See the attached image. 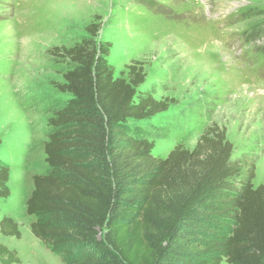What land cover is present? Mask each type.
Masks as SVG:
<instances>
[{
  "label": "trees",
  "instance_id": "obj_1",
  "mask_svg": "<svg viewBox=\"0 0 264 264\" xmlns=\"http://www.w3.org/2000/svg\"><path fill=\"white\" fill-rule=\"evenodd\" d=\"M99 28L93 20L80 41L49 50L72 65L55 83L70 99L48 118L49 170L32 176L25 202L31 234L64 264H264V183L253 186L254 166L232 159L216 123L192 148L155 156L154 142L127 123L176 101L138 89L146 77L138 62L127 78L116 75ZM9 177L0 158V206L12 194ZM0 233L21 236L9 216ZM19 262L0 244V264Z\"/></svg>",
  "mask_w": 264,
  "mask_h": 264
},
{
  "label": "rangeland",
  "instance_id": "obj_2",
  "mask_svg": "<svg viewBox=\"0 0 264 264\" xmlns=\"http://www.w3.org/2000/svg\"><path fill=\"white\" fill-rule=\"evenodd\" d=\"M93 20L116 75L127 78L138 62L146 73L138 89L176 101L127 123L154 142L155 156L192 148L216 123L232 159L254 166L253 186L264 183V0H0V158L12 193L0 219L12 217L21 232L0 233V244L17 252V264H64L31 234L25 202L32 176L49 170L48 118L70 99L55 83L72 65L49 50L80 41Z\"/></svg>",
  "mask_w": 264,
  "mask_h": 264
},
{
  "label": "crops",
  "instance_id": "obj_3",
  "mask_svg": "<svg viewBox=\"0 0 264 264\" xmlns=\"http://www.w3.org/2000/svg\"><path fill=\"white\" fill-rule=\"evenodd\" d=\"M256 186H257V185H256ZM31 191H32V190H31ZM31 191H30V193H31ZM29 195H30V194H29ZM28 197H29V196H28ZM28 197H27V198H28ZM26 200H27V199H26Z\"/></svg>",
  "mask_w": 264,
  "mask_h": 264
}]
</instances>
